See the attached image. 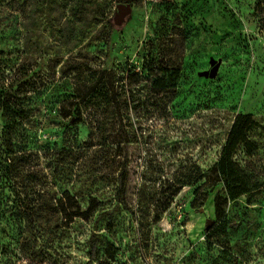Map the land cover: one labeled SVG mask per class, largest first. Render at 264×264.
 <instances>
[{
  "label": "rangeland",
  "instance_id": "1",
  "mask_svg": "<svg viewBox=\"0 0 264 264\" xmlns=\"http://www.w3.org/2000/svg\"><path fill=\"white\" fill-rule=\"evenodd\" d=\"M118 4L131 8L120 27ZM160 30L176 42L181 31L185 42L176 98L156 107L144 82L130 89L125 77L142 73ZM160 38L161 49L177 48ZM211 61L219 70L204 77ZM109 77L113 103L99 82ZM24 79L34 109L25 127L52 196L68 193L83 207L95 198L108 212L37 241L34 225L20 236L0 218V264H36L34 247L41 264H97L88 259L93 235L108 264H264V0H0V89L15 93ZM62 110L78 111L80 122L58 126ZM230 137L228 191L211 183L210 169ZM124 166L126 210L115 202ZM193 167L206 179L184 187L154 223L141 192L160 199L165 180ZM217 194L226 200L224 233Z\"/></svg>",
  "mask_w": 264,
  "mask_h": 264
},
{
  "label": "trees",
  "instance_id": "2",
  "mask_svg": "<svg viewBox=\"0 0 264 264\" xmlns=\"http://www.w3.org/2000/svg\"><path fill=\"white\" fill-rule=\"evenodd\" d=\"M175 34L176 37H179L177 42L174 35H170L171 37H167L166 34L161 35V30L155 33L153 35L155 46L143 60L142 73L128 71L125 77L126 86L130 89L139 85L140 82H144V88L159 97L155 102L156 107L172 104L177 95V86L182 74L181 58L185 36L181 31ZM161 36L167 43L175 42L177 48L172 49L169 47L170 45H167L165 49H161L158 44L162 40ZM170 56H177V59L174 61L167 59ZM99 82L106 90L107 103H113L115 101L114 82L110 77L101 78ZM29 86L30 84L24 79L20 82V89L17 88L15 93L0 89V119L3 125L0 131V218L7 223H12L16 227L17 235L20 236L26 233L27 227L30 229L35 226L33 229L36 234L34 241H37L62 224L68 226L75 220L89 222L95 214L98 213L97 216L100 217L101 214L108 211L101 209V203L95 198H89L87 205L83 207L76 196H71L68 193H64L57 199L52 196L46 169L40 163L41 153L35 147L36 139L25 127L34 114V109L30 106V100L27 97ZM133 102H137V99ZM77 112L60 111V121H57V125L63 126L64 121L67 126L77 124L81 120L80 114ZM123 133L126 135L121 127L119 134ZM118 148L116 146V150ZM233 149L234 143L230 137L221 147L217 164L210 169L213 174L211 183L215 186L221 185L228 191H231L233 186L231 182L233 168L231 153ZM45 154L46 152H44V156ZM193 169L196 171L195 174L185 168L171 176V179L165 180L164 184L167 190L164 192L160 189L161 198L157 197L156 201L152 197L149 198L143 191L141 192L137 202L140 205L151 202V206L157 214L154 223L159 221L158 214L167 210L172 200L184 187H193L206 179L197 167H193ZM126 180L127 167L124 166L118 174V188L115 193L117 206L124 210L127 209L124 197ZM232 190L230 198L236 200V191L234 188ZM155 196L159 195L155 193ZM213 204L215 217L222 224L219 231L224 233L226 200L217 194ZM212 225L207 229L208 233L212 230ZM88 243L90 244L88 259L97 264H108L107 259L101 256L105 253L95 246L94 235L89 238ZM32 250L31 258L36 264H41L43 262L41 250L35 249V247Z\"/></svg>",
  "mask_w": 264,
  "mask_h": 264
},
{
  "label": "water",
  "instance_id": "3",
  "mask_svg": "<svg viewBox=\"0 0 264 264\" xmlns=\"http://www.w3.org/2000/svg\"><path fill=\"white\" fill-rule=\"evenodd\" d=\"M131 13L130 5L128 4H118L115 7V14L113 19V24L116 27H120L123 25L125 20L129 17ZM211 70L209 72H204V77L214 78L219 70L220 62L211 61L210 62ZM212 225V221L206 222V230Z\"/></svg>",
  "mask_w": 264,
  "mask_h": 264
}]
</instances>
